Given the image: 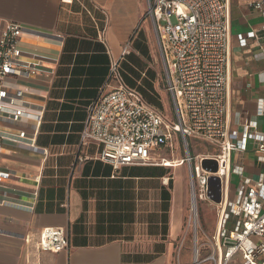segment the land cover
<instances>
[{
  "label": "crops",
  "instance_id": "0c3cea01",
  "mask_svg": "<svg viewBox=\"0 0 264 264\" xmlns=\"http://www.w3.org/2000/svg\"><path fill=\"white\" fill-rule=\"evenodd\" d=\"M229 1L228 121L241 135L251 129L252 121L257 122V131L264 132V114L258 113L264 99V18L251 6L255 0ZM148 2L0 0V27L6 21L20 23L27 32L21 43L24 52L58 61L50 78L36 76L28 81L48 91L38 149L13 145L2 155L1 165L13 176L0 183V264H171L173 259L182 264L192 202L185 158L196 156V151L191 154L190 144H185L184 158L182 151L174 154L177 145L181 150L179 141H184L175 133L173 142L159 150V164L115 170L99 159L101 144L81 141L88 106L128 43L130 52L120 65L127 61L145 67L142 78L151 71L154 92L161 89L163 66L159 48L158 54L154 49L158 42L147 17ZM142 27L139 52L135 40ZM250 31L255 37L241 45L239 36ZM163 93L170 99L166 89ZM252 146L247 141L245 150L232 154V165L244 169L243 175L231 174L232 193L243 176L256 178L264 171ZM213 148L212 153L198 155H212L217 151ZM192 169L198 171L196 161ZM44 227L65 228L68 249L41 251L38 241Z\"/></svg>",
  "mask_w": 264,
  "mask_h": 264
},
{
  "label": "built area",
  "instance_id": "2783aa9c",
  "mask_svg": "<svg viewBox=\"0 0 264 264\" xmlns=\"http://www.w3.org/2000/svg\"><path fill=\"white\" fill-rule=\"evenodd\" d=\"M73 3L74 0H61ZM264 18V0L251 3ZM147 17L152 21L165 77V89L171 99L175 119L148 104L141 94L127 86L119 73L122 58L130 44L113 63L107 83L88 106L81 141L101 144L99 159L115 170L127 165L159 164V150L171 144L180 133L188 146L196 138L216 148L212 155L188 154L186 161L198 163L196 178L191 176V211L198 198L210 201L218 215L214 251L204 259L214 264H264V171L254 178L243 176L234 196L231 174L243 175L244 169L232 165V154L253 144V151L264 164V132L257 122L241 135L228 121L231 69V20L229 0H149ZM264 31V23L262 25ZM26 29L6 21L0 27V183L13 174L1 165L2 155L13 145L38 149L48 91L29 84L36 76L50 78L57 59L28 54L21 47ZM240 43L255 32L240 35ZM264 114V99L259 101ZM46 151L43 152V155ZM205 158L214 159L218 170L204 169ZM163 162V160H162ZM221 180V201L208 197V179ZM199 193V195H198ZM230 225V227H228ZM41 251L62 252L69 247V235L63 227H44L38 241ZM195 252V253H196Z\"/></svg>",
  "mask_w": 264,
  "mask_h": 264
},
{
  "label": "rangeland",
  "instance_id": "374dc122",
  "mask_svg": "<svg viewBox=\"0 0 264 264\" xmlns=\"http://www.w3.org/2000/svg\"><path fill=\"white\" fill-rule=\"evenodd\" d=\"M152 27V26H151ZM153 29V27H152ZM145 34V28L142 27L140 31L138 32L137 38L135 40V43L138 47L139 52H141L142 49V38ZM152 34L154 36V30H152ZM156 35V34H155ZM157 40V38H156ZM154 49L155 52L158 54V45L155 42L154 43ZM134 53L136 57H141L139 53L136 52L134 49ZM161 67V66H160ZM159 67V69H160ZM145 67L141 66L138 68L137 66L134 67L126 62H122V64L119 67L120 76L123 80V82L128 85L130 88L136 90L139 94L142 95L144 100L156 108L157 110L164 113L167 117L174 120L175 114L174 109L172 107V104L170 102L169 97L163 93L165 90V80H164V73L162 72V67L160 69L162 77L161 84L159 85V88L156 92H154L153 85L150 84V81L155 78V74H153L151 71H146L148 73L146 77L142 78V72L145 70ZM138 80H141L140 83ZM180 148L177 145L175 149L173 150L174 154H178L182 151V158L185 157L184 154H187V148L185 146L184 141H179ZM189 144H190V153L194 154L196 151V154H208L212 153V149H214L209 143L202 141L200 139L196 138H189ZM184 153V154H183ZM190 165V164H189ZM193 163L188 166V171L190 174V177L193 176V179L196 178V173L193 172L192 169ZM199 195V193H198ZM234 196V193H232V197ZM198 202V220L196 223L193 221V211H191V205H189L188 213H187V224H186V231H187V239L185 242V246H183L181 251V261L182 264H189L194 261L193 256H195L196 249L198 248L200 251V259L206 258L208 255L213 253L214 251V240L213 237L216 235L217 230V221H218V215L216 210L213 208V204L200 197L197 200ZM230 227V225H228ZM177 247L173 252V258H175V253L177 251ZM175 259L172 260L171 264H176ZM201 264H214L211 261H206ZM231 264H240L239 260H234Z\"/></svg>",
  "mask_w": 264,
  "mask_h": 264
},
{
  "label": "water",
  "instance_id": "95a60500",
  "mask_svg": "<svg viewBox=\"0 0 264 264\" xmlns=\"http://www.w3.org/2000/svg\"><path fill=\"white\" fill-rule=\"evenodd\" d=\"M202 166L211 172L218 170L217 162L214 159L205 158ZM208 197L214 202L221 201V180L218 176H210L208 179Z\"/></svg>",
  "mask_w": 264,
  "mask_h": 264
},
{
  "label": "bare ground",
  "instance_id": "6f19581e",
  "mask_svg": "<svg viewBox=\"0 0 264 264\" xmlns=\"http://www.w3.org/2000/svg\"><path fill=\"white\" fill-rule=\"evenodd\" d=\"M197 215H198V208H197V204L195 203L194 207H193V221H194V223H196V221L198 220ZM195 260L196 261L198 260V253L197 252L195 253ZM195 264H201V263L196 262Z\"/></svg>",
  "mask_w": 264,
  "mask_h": 264
}]
</instances>
